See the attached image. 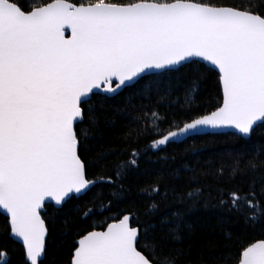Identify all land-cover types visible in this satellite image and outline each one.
I'll return each mask as SVG.
<instances>
[{
    "label": "snow or ice",
    "instance_id": "1",
    "mask_svg": "<svg viewBox=\"0 0 264 264\" xmlns=\"http://www.w3.org/2000/svg\"><path fill=\"white\" fill-rule=\"evenodd\" d=\"M198 138L228 141L215 168L134 191L142 158ZM261 138L264 0H0V239L19 264H264Z\"/></svg>",
    "mask_w": 264,
    "mask_h": 264
},
{
    "label": "trees",
    "instance_id": "2",
    "mask_svg": "<svg viewBox=\"0 0 264 264\" xmlns=\"http://www.w3.org/2000/svg\"><path fill=\"white\" fill-rule=\"evenodd\" d=\"M264 140V138H261ZM229 143L225 138H198L189 140L186 144L179 146L172 145L165 152L158 153L161 157L147 156L140 162V171L132 176L134 191L139 189H148L154 187L153 181L156 177H169L175 170L181 173H187L189 169L200 171L202 169L215 168L219 163L220 157L229 150ZM193 150H199L201 155L194 156ZM138 204H146L147 197H135ZM197 231L203 229L209 231L211 226L216 224V214L212 209L207 211L201 209L198 215L193 218ZM70 243L58 242L57 258L63 256V248L59 245ZM0 264L6 260L8 264H19L20 253L15 244L11 241L0 239Z\"/></svg>",
    "mask_w": 264,
    "mask_h": 264
}]
</instances>
